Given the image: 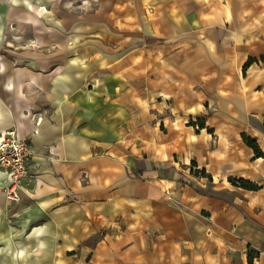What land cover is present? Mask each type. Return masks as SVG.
Segmentation results:
<instances>
[{
    "label": "crops",
    "instance_id": "1",
    "mask_svg": "<svg viewBox=\"0 0 264 264\" xmlns=\"http://www.w3.org/2000/svg\"><path fill=\"white\" fill-rule=\"evenodd\" d=\"M8 129L0 264H264V0H0Z\"/></svg>",
    "mask_w": 264,
    "mask_h": 264
},
{
    "label": "built area",
    "instance_id": "2",
    "mask_svg": "<svg viewBox=\"0 0 264 264\" xmlns=\"http://www.w3.org/2000/svg\"><path fill=\"white\" fill-rule=\"evenodd\" d=\"M1 137L0 170L9 177V184L2 192L6 198L17 202L21 198V185L34 176L31 169H36L37 164L30 161L32 149L27 138H17L13 129L3 132Z\"/></svg>",
    "mask_w": 264,
    "mask_h": 264
},
{
    "label": "trees",
    "instance_id": "3",
    "mask_svg": "<svg viewBox=\"0 0 264 264\" xmlns=\"http://www.w3.org/2000/svg\"><path fill=\"white\" fill-rule=\"evenodd\" d=\"M243 137V140L253 148L254 152H255V155L257 156H261L262 155V152L259 150V148L257 147L256 143H255V140L245 134L242 135ZM239 184L245 188H249V189H255L256 186L254 184H252L251 182L247 181V180H243V179H240L239 180Z\"/></svg>",
    "mask_w": 264,
    "mask_h": 264
},
{
    "label": "rangeland",
    "instance_id": "4",
    "mask_svg": "<svg viewBox=\"0 0 264 264\" xmlns=\"http://www.w3.org/2000/svg\"><path fill=\"white\" fill-rule=\"evenodd\" d=\"M45 6H38L36 10H39L41 12H44L45 11Z\"/></svg>",
    "mask_w": 264,
    "mask_h": 264
}]
</instances>
